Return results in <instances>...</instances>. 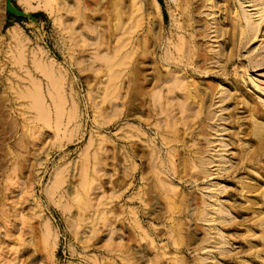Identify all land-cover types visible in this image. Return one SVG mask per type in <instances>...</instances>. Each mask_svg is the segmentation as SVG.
<instances>
[{
	"label": "rangeland",
	"instance_id": "374dc122",
	"mask_svg": "<svg viewBox=\"0 0 264 264\" xmlns=\"http://www.w3.org/2000/svg\"><path fill=\"white\" fill-rule=\"evenodd\" d=\"M6 2L0 264H264V0Z\"/></svg>",
	"mask_w": 264,
	"mask_h": 264
},
{
	"label": "bare ground",
	"instance_id": "6f19581e",
	"mask_svg": "<svg viewBox=\"0 0 264 264\" xmlns=\"http://www.w3.org/2000/svg\"><path fill=\"white\" fill-rule=\"evenodd\" d=\"M64 2V1H63ZM47 4V3H46ZM48 5V4H47ZM47 7H50V5L49 6H47ZM63 7V6H62ZM123 27H124V25H123ZM72 28V27H71ZM122 31H123V29H122ZM133 31V30H128V31H126L127 33L129 32V34L131 33V32ZM13 33V32H12ZM129 34H127V35H129ZM121 38L123 37V35H121L120 36ZM183 38V37H182ZM118 39V38H117ZM119 40V39H118ZM181 40V39H180ZM182 41H183V39H182ZM129 42V41H128ZM125 43V42H124ZM193 43H195V42H193ZM128 44V43H127ZM179 45V44H178ZM120 47H122L121 48V50L122 49H124L123 47L124 46H120ZM191 47H193V46H191ZM176 49H178L177 47H175ZM185 48V47H184ZM181 49V48H180ZM195 48H193V50H194ZM173 50H174V48H173ZM188 50V49H187ZM120 51V50H119ZM179 51V50H178ZM113 52V51H112ZM116 52H117V50H116ZM116 52H115V54H116ZM177 52V51H176ZM170 53V52H169ZM168 53V54H169ZM180 53H181V51H180ZM114 54V55H115ZM124 54H126V53H124ZM177 54V53H176ZM170 55V54H169ZM167 56L164 60H163V62L166 64V66H170V68H171V66H176L177 68L178 67H180V63H176V60L174 59L175 58V56H174V58H172V57H170V56ZM185 55H186V53L184 52L183 54H182V56H184L185 57ZM124 56V55H123ZM126 56V55H125ZM128 56V55H127ZM127 56H126V58H127ZM166 56V55H165ZM110 60H108L109 62V71L110 72H114V69L116 68L117 69V67H119L118 66V64H117V61L115 60L116 59V56H113V58H109ZM127 59H129V56H128V58ZM122 60H124V62H126V60L125 59H122ZM160 61V60H159ZM162 62V63H163ZM107 63V64H108ZM123 63V62H122ZM124 64V63H123ZM126 64H128V63H126ZM182 65V64H181ZM117 66V67H116ZM122 66H124V65H122ZM121 66V67H122ZM115 67V68H114ZM120 67V68H121ZM119 68V69H120ZM181 68H182V66H181ZM184 68V67H183ZM158 69H159V67H158ZM179 69V68H178ZM185 69V68H184ZM124 70V69H123ZM126 70V69H125ZM175 70V69H174ZM108 71V72H109ZM157 71H159V74H161V78H158L157 79V82L156 83H150V85L152 84V86H153V88H157L156 90L158 91H156L157 93H158V97L156 98V100H160V99H162V97L163 98H165L166 96L164 95V94H166V95H168V100H167V102L165 103V104H163V106H162V108L160 109L161 110V113L166 117V123H167V128L168 129H170L171 130V133H175V132H177V131H179V125L180 124H184V121L186 120L185 119V117H184V114L185 113H187V109H186V107H185V103L187 102V98H186V96H183V95H181L180 94V92H190V89H191V86H192V84L190 85L183 77H180V75H178V70L177 71H172V70H168L167 72H163L161 69H159V70H157ZM161 71V72H160ZM188 71V70H187ZM197 71V70H196ZM163 72V73H162ZM180 73V72H179ZM186 73V72H185ZM113 73H111V75H112ZM196 74V73H195ZM198 74V73H197ZM108 75H110V74H108ZM114 75V74H113ZM117 75V74H116ZM115 75V76H116ZM109 78H112V76L110 77V76H108ZM120 78V77H119ZM112 79H114V81H115V78L113 77ZM112 83H114V82H112ZM58 85V84H57ZM113 85V84H112ZM111 85V86H112ZM126 88H128V87H126ZM108 89H111V88H108ZM109 91V90H108ZM194 91V90H193ZM197 91H195L194 93H196ZM37 94V93H36ZM154 95V94H153ZM197 95V94H196ZM195 95V96H196ZM58 97H60V96H58ZM37 98L38 97H36V100H37ZM190 98V97H189ZM192 98V97H191ZM194 98V97H193ZM59 99V98H58ZM63 99V98H62ZM39 100V99H38ZM194 100V99H193ZM59 101V100H58ZM37 102V101H36ZM40 102H41V100H40ZM60 103H62L61 101H60ZM40 104V103H39ZM60 105V104H59ZM58 106V105H57ZM62 107V106H61ZM39 109H41V108H39ZM195 114V113H194ZM42 115V114H41ZM39 117H40V115H39ZM42 117V116H41ZM43 118V117H42ZM44 119V118H43ZM202 119V118H201ZM200 119V120H201ZM45 120H47V118L45 117ZM48 122V121H47ZM164 122V121H163ZM46 123V122H45ZM130 129V128H129ZM133 130V129H132ZM260 132V131H259ZM129 134V133H128ZM133 134V133H132ZM131 134V135H132ZM172 135V134H171ZM129 137L128 135H126L125 134V137ZM126 137V138H127ZM131 139H132V137H130ZM136 138H137V136H136ZM128 140V139H127ZM130 140V139H129ZM167 141V140H166ZM172 142V141H171ZM174 142H175V140H174ZM170 143V142H169ZM168 145V144H167ZM168 146H170V145H168ZM127 152V151H126ZM128 153H130L129 151H128ZM204 155V154H203ZM203 155H201V156H203ZM247 155V154H246ZM195 158V157H194ZM200 158V157H199ZM202 158V157H201ZM200 158V159H201ZM243 158V157H242ZM129 159V158H128ZM199 159V161H201V163L199 162V164H201V166L200 167H202V169H204V167H206L207 165H209L210 163H207V162H202V160H200ZM160 160V159H159ZM248 161V160H247ZM165 163V162H164ZM164 166H166L165 164H164ZM169 167V166H168ZM199 167V168H200ZM193 169V168H192ZM201 169V168H200ZM127 170V169H126ZM168 170V169H167ZM129 172V171H128ZM166 172V171H165ZM202 174H201V176L202 175H207V173H205L204 172V170H203V172H201ZM168 174V173H167ZM168 176V175H167ZM155 177V176H154ZM87 178V177H86ZM86 183V182H85ZM88 184V183H87ZM167 186V185H166ZM249 186V185H248ZM88 187V186H87ZM86 189V188H85ZM84 194H85V190H84ZM90 198V197H89ZM89 202V201H88ZM216 204V203H215ZM218 207L215 209V212H214V215H218V216H220V220H222V221H225V216L226 215H228V213H227V211L224 209V206L223 205H217ZM80 207V206H79ZM81 208V207H80ZM82 210V209H81ZM136 215V214H135ZM202 219H203V221L204 222H207V220H206V216H205V213H202L201 214V221H202ZM136 221V220H135ZM137 225V224H136ZM137 226H140V225H137ZM137 228V227H136ZM7 242V241H6Z\"/></svg>",
	"mask_w": 264,
	"mask_h": 264
},
{
	"label": "water",
	"instance_id": "95a60500",
	"mask_svg": "<svg viewBox=\"0 0 264 264\" xmlns=\"http://www.w3.org/2000/svg\"><path fill=\"white\" fill-rule=\"evenodd\" d=\"M14 1L15 0H7L6 2V8H7V13L10 16H15V17H20V18H25V19H29L31 21H33L35 23V19L34 16L26 13L24 11H20L18 10L15 6H14Z\"/></svg>",
	"mask_w": 264,
	"mask_h": 264
}]
</instances>
